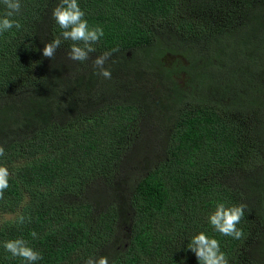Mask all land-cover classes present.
I'll list each match as a JSON object with an SVG mask.
<instances>
[{
  "label": "trees",
  "instance_id": "trees-1",
  "mask_svg": "<svg viewBox=\"0 0 264 264\" xmlns=\"http://www.w3.org/2000/svg\"><path fill=\"white\" fill-rule=\"evenodd\" d=\"M20 2L0 35V264H27L3 248L17 238L35 264H199L201 231L229 264H264V0H78L104 29L83 63L59 0ZM114 49L109 80L93 60ZM221 202L246 205L242 239L210 225Z\"/></svg>",
  "mask_w": 264,
  "mask_h": 264
},
{
  "label": "clouds",
  "instance_id": "clouds-1",
  "mask_svg": "<svg viewBox=\"0 0 264 264\" xmlns=\"http://www.w3.org/2000/svg\"><path fill=\"white\" fill-rule=\"evenodd\" d=\"M2 3L6 12L3 17H0V35L6 31H11L14 27L17 30L21 29V23L11 19L21 11L20 0H2ZM85 15L78 0H59L52 11L54 22L63 30V40L72 41L67 53L68 58L81 63L90 59V54L96 51L93 45L104 36L103 27L99 25L90 27ZM61 46L62 40L54 38L45 44L43 56L52 59ZM114 51L116 49L112 52H104L93 60V67L97 70L96 74L109 80L112 78V73L104 65ZM4 155L5 149L0 145V156ZM9 175V170L6 167H0V200L4 198V192L9 187ZM245 208L246 205L244 204L226 207L223 202L217 203L215 211L208 218L209 223L213 230L220 235L240 240L244 237V231L237 225L244 217ZM28 222H31V217H28ZM18 223L21 225L25 223L23 215L19 216ZM30 235L33 238L37 237L35 231H32ZM3 248L7 253H10V258H21L27 264H35L36 261L43 259L42 254L30 247L28 241L23 238L6 240L3 242ZM187 249L195 253L199 264H229L226 253L221 250L220 241L210 237L206 232L201 231L192 236ZM84 264H109V259L107 256L89 258Z\"/></svg>",
  "mask_w": 264,
  "mask_h": 264
},
{
  "label": "rangeland",
  "instance_id": "rangeland-1",
  "mask_svg": "<svg viewBox=\"0 0 264 264\" xmlns=\"http://www.w3.org/2000/svg\"><path fill=\"white\" fill-rule=\"evenodd\" d=\"M100 181H104V180H100ZM101 184H102V182H101ZM119 250H120V247H119Z\"/></svg>",
  "mask_w": 264,
  "mask_h": 264
}]
</instances>
